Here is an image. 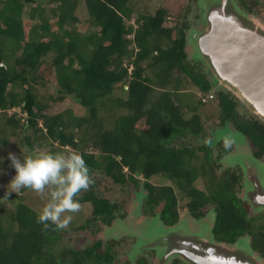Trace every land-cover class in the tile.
<instances>
[{"label": "trees", "instance_id": "trees-1", "mask_svg": "<svg viewBox=\"0 0 264 264\" xmlns=\"http://www.w3.org/2000/svg\"><path fill=\"white\" fill-rule=\"evenodd\" d=\"M47 1L55 4L50 12L55 24L39 14L41 22L26 32L23 8L33 0H0V119L9 130H17L6 139L31 148L40 134L58 148L79 151L91 174L101 170L116 185L129 181L138 186L142 179L146 210L152 216L158 214L166 226L177 223L180 199H185L184 208L196 220L211 206L215 241L234 243L249 237L251 249L264 258V211L248 215L246 201L236 193L239 175L226 172L218 177L213 173L207 143L175 145L188 136L197 139L202 134L199 107L207 97L216 100L223 128L231 122L252 144L253 157L264 156V123L243 116L237 109L238 100L229 92L212 93L214 80L187 61V25L166 26L164 9L140 13L137 0ZM80 2L88 25L94 28L86 35L69 26L78 21L75 9ZM36 12L31 9L30 19ZM39 78L55 85L58 95L47 94L49 100L62 102L73 97L86 115L74 116L70 110L46 113L48 103L41 100L45 95L40 96L35 89ZM115 91L122 95L114 97ZM189 91L201 94L195 105L185 100L186 96L194 98ZM102 110L106 117L100 115ZM157 175L171 184H151L149 179ZM200 179L205 190L195 185ZM91 187L76 198L92 206L93 219L110 225L115 206ZM2 202L0 264L112 263L111 249L101 251L100 241L83 250L58 247L59 229H43L36 222L38 213L20 196L12 194L6 201L12 207H4ZM159 206L160 211L154 212ZM136 264L146 263L138 260Z\"/></svg>", "mask_w": 264, "mask_h": 264}, {"label": "rangeland", "instance_id": "rangeland-1", "mask_svg": "<svg viewBox=\"0 0 264 264\" xmlns=\"http://www.w3.org/2000/svg\"><path fill=\"white\" fill-rule=\"evenodd\" d=\"M199 1L200 0H137L140 13H153L157 9L162 8L167 12L166 26L174 27L175 25H181L182 23L187 25L184 30V49L187 54V61L191 66H195L197 70H201L207 78L214 80L211 68H208L205 63L194 58V41H196L197 37L203 34L207 29V24L204 22L203 17L204 9L200 7ZM232 1L242 10L245 16L250 18L254 23L256 22L264 31V0H258L260 3L251 0ZM245 1L247 2L246 4ZM246 5L248 6L247 8L245 7ZM252 5H254L253 8ZM54 7L55 4L49 3L47 0H33L32 3L26 4L22 13L26 32H29L31 28L41 22V17L38 16L39 14L44 18H49V21L52 24H55L56 18L50 13ZM32 8L36 9L37 12L34 17L30 19L29 14ZM248 9H252V11L249 12ZM75 15L78 17V21L70 23L69 26L71 30H77L80 34L86 35L94 29L88 25L86 11L82 2L77 4ZM132 16L134 18L137 17L136 11L133 12ZM47 59H50L49 55L47 56ZM149 77L152 78V75L149 74ZM213 83L212 93L219 90L229 92L226 91L220 83ZM35 89L40 96L45 95V98H41V100L48 103V106H46V113L57 114L70 110L74 116L81 117L86 115L85 108L73 97H67L62 102H52L49 100L47 94H50L54 98L58 95L55 85H52V83L48 82L45 84L42 79L39 78ZM192 91H189V93L194 95V98L192 99L191 97L186 96L185 100L195 105V103H198L201 99V94L199 92L193 93ZM229 93L237 99V97L231 92ZM153 94L155 95L156 92ZM113 95L114 97H118V95L122 94L119 91H115ZM202 102L204 103L203 106L199 107V114L202 117L203 124L202 134L197 139H192L188 136L187 138L176 142L175 145H185L188 147L201 146L206 143L210 145L211 162L209 165L215 170L213 173L218 177L226 172L237 173L240 177V181L236 193L239 198L246 201L248 205V215L252 216L263 212L264 210L258 212L254 211L249 203L250 199L247 200V198H245V196H249L250 198V194H252L256 182L254 180L256 174L254 172V164L253 162H249V157L254 151L252 144L246 137H244L243 140H235L231 137L233 139V144L229 149H225L223 146L224 136H219V132L223 133L224 130L223 124L220 123L218 118L219 108L217 102L215 99L210 100L207 97L202 98ZM109 105L111 104L109 103ZM237 109L247 118L253 117L259 119V117L248 109L247 106L240 102L238 103ZM117 112L114 111V113ZM16 114L19 116V113L16 112ZM100 115L106 117L107 113L105 110H102ZM227 127L231 131H235L231 122H228ZM2 128L5 131H2ZM15 132H17V130H9V128L3 125V121L0 119V144L3 146L0 147V155H5L8 150L16 152L20 151L21 155H36L40 152L73 151L70 147L58 148L56 144L46 142L42 139L40 134H36L35 140L33 139L31 142V148L25 145L21 146L18 145V142L14 139L12 141L6 139V137L11 139L10 136ZM1 139L6 140H2L4 141L2 142ZM40 142L43 143L42 146L38 145ZM235 157L241 159V165L234 160ZM258 161L264 171V156L259 158ZM242 164L244 168L242 167ZM0 167L5 169V174L0 175V190L4 191V186H6L10 180L13 170L8 168L7 160H5L4 164ZM91 175L94 179V183L91 187L94 193L101 198L107 199L115 206L114 219L110 225H106L98 219H93L92 206L89 203L81 204L82 207L80 211L73 214V220L69 227L67 229H59V241L56 245L58 247H72L83 250L85 247L91 246L94 242L100 241L102 245L101 251H104L107 247L111 249L113 257L111 264H136L138 260H143L146 264H162L157 260L156 251L150 247L151 238H159L167 235L168 233H171V229L168 230L162 225L161 221L156 217L158 214L152 216V212L146 210L144 206L146 191L143 187V180L140 179L138 186H135L129 181L125 182L123 185H116L101 170H93ZM149 182L156 186L171 184L170 181L160 175L151 177ZM248 183H250V185ZM195 185L197 188L205 190L204 181L202 179L198 180ZM18 196H20L22 201L36 213H39L45 202V199L40 194L29 189L23 192L22 195ZM78 196L79 195H77V197ZM2 203L4 207H12V205L6 203V201H3ZM184 204L185 199H180L179 206H182V208H179L178 221L174 224L176 231L205 230L202 233V235H205V232L209 231L208 222L199 221L196 223L195 219H193L184 208ZM160 209L161 206L156 207L154 212L157 213ZM206 209V211L204 210L205 214L202 218H206L208 215L211 216V213H213V208H211V206ZM88 221H90L89 224ZM82 226H84V228H81ZM246 240L249 241L250 245L248 237H246ZM243 243H245V241H243L242 244ZM239 244L241 245L240 248H242V244ZM160 249L161 248H157L158 251ZM252 251L254 253L253 256L256 257L257 261L264 262V258L258 255L254 250ZM175 259L179 260H177V264L189 263L188 261H183L182 256L179 254H175L164 264H171Z\"/></svg>", "mask_w": 264, "mask_h": 264}, {"label": "water", "instance_id": "water-1", "mask_svg": "<svg viewBox=\"0 0 264 264\" xmlns=\"http://www.w3.org/2000/svg\"><path fill=\"white\" fill-rule=\"evenodd\" d=\"M199 5L204 9L207 29L194 41V58L211 68L214 82L236 96L264 123V31L232 0H200ZM227 125L221 133L224 137L230 135L228 137L235 140H243L244 136L236 130L231 131ZM249 159L254 164L256 182L250 198H245L250 199L252 209L258 212L264 210V171L258 159L253 155ZM234 160L241 165L239 157ZM156 217L159 219V215ZM195 221L208 222L206 236L202 235L205 230L177 232L174 225L166 226L161 221L171 233L151 238L150 247L156 251L158 262L164 264L179 254L188 264H264L253 256L246 237L234 243L214 240V212Z\"/></svg>", "mask_w": 264, "mask_h": 264}, {"label": "clouds", "instance_id": "clouds-1", "mask_svg": "<svg viewBox=\"0 0 264 264\" xmlns=\"http://www.w3.org/2000/svg\"><path fill=\"white\" fill-rule=\"evenodd\" d=\"M16 109L20 113V109ZM232 144L231 137H224L225 149ZM0 147H3L2 144ZM5 160L13 174L4 186L0 201H9L13 193L22 195L24 189L32 190L45 199L36 222L45 230L67 229L73 214L82 207L77 195L94 183L84 156L76 150L40 152L36 155H21L20 151L8 150L5 155H0V166ZM3 174L5 169L0 167V175Z\"/></svg>", "mask_w": 264, "mask_h": 264}, {"label": "flooded vegetation", "instance_id": "flooded-vegetation-1", "mask_svg": "<svg viewBox=\"0 0 264 264\" xmlns=\"http://www.w3.org/2000/svg\"><path fill=\"white\" fill-rule=\"evenodd\" d=\"M247 2L245 1V4H246ZM246 8L248 7L247 5L245 6ZM249 12H251V11H249Z\"/></svg>", "mask_w": 264, "mask_h": 264}]
</instances>
